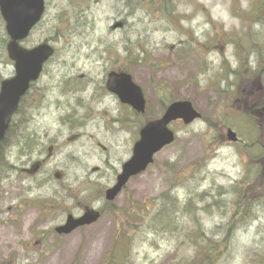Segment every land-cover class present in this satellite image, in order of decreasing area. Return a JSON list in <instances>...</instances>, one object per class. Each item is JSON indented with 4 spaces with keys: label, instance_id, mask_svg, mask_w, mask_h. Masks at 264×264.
<instances>
[{
    "label": "rangeland",
    "instance_id": "374dc122",
    "mask_svg": "<svg viewBox=\"0 0 264 264\" xmlns=\"http://www.w3.org/2000/svg\"><path fill=\"white\" fill-rule=\"evenodd\" d=\"M1 29L0 23V37ZM1 39L0 81L13 75ZM41 43L54 56L20 108L27 143L21 152L10 148L13 169L0 178V263L13 255L12 264H105L123 251L118 244L112 249L121 239L133 241L128 264H182L191 260L190 241L200 228L221 249L212 264H264L263 184L259 207H248L262 130L248 119L249 110L237 108L243 98L250 104L259 97L258 80L264 89V0H46L41 22L22 46ZM137 54L144 61L134 64ZM118 68L142 89L143 116L120 108L105 91L102 81ZM174 100L189 101L201 119L170 125L174 143L128 181L114 210L104 204L95 224L53 233L38 251L32 233L61 221L59 213L45 220L32 207L50 198L54 187L45 184L67 181L70 210L89 204L130 158L140 126L161 116L159 103ZM226 129L245 148L223 143ZM71 133L80 138L68 143ZM44 139L42 148L55 145L50 157L40 150ZM40 160L37 176L20 172ZM128 202L145 208L144 219L126 213Z\"/></svg>",
    "mask_w": 264,
    "mask_h": 264
},
{
    "label": "water",
    "instance_id": "95a60500",
    "mask_svg": "<svg viewBox=\"0 0 264 264\" xmlns=\"http://www.w3.org/2000/svg\"><path fill=\"white\" fill-rule=\"evenodd\" d=\"M44 0H0V16L9 38L6 54L13 63V77L0 84V141L4 138L19 100L28 91L29 85L38 79L43 64L53 55V49L46 44L31 50H24L18 43L24 40L39 22L43 13ZM106 90L118 101L142 114L145 100L141 89L125 73L111 72L107 76ZM190 102L176 101L167 106L160 118L146 123L139 131L138 140L132 147L130 158L121 166L115 184L105 192V200L111 202L120 193L129 179L140 175L152 164L154 156L174 141L169 124L181 121L189 125L200 119ZM229 142H236L232 131L226 132ZM36 169H34L35 171ZM99 214L88 211L82 217H67L64 226L56 229L58 235H68L75 229L95 223Z\"/></svg>",
    "mask_w": 264,
    "mask_h": 264
},
{
    "label": "flooded vegetation",
    "instance_id": "af4514ba",
    "mask_svg": "<svg viewBox=\"0 0 264 264\" xmlns=\"http://www.w3.org/2000/svg\"><path fill=\"white\" fill-rule=\"evenodd\" d=\"M116 71V70H114ZM104 83V89H105V83L106 80L102 81ZM258 86L257 89L259 91V97L257 99H253V103L251 102L250 104H246L247 101L243 98L241 100V104L239 105V107L237 108H241L244 112H247L244 109L249 110V118L247 116L248 119H251L255 122H258L259 124V128L262 130V134L259 136V138L254 142V148L256 149V152L254 153L255 155L252 156L253 159V166L256 168V170L253 173V181H256L257 186L255 187L254 190V201H251L248 205V207H259L260 204V195L256 196L257 193H259V189H261L260 183L264 185V89L262 88V84L260 83V81L258 80ZM255 84V83H254ZM262 94V95H261ZM247 95L252 96L250 90L247 91ZM124 106L120 105V108H123ZM130 114H131V109L128 107H124ZM241 109H239L238 111H240ZM252 113V114H251ZM253 117H257L259 121H256ZM80 127V126H79ZM71 130H74V128L69 127ZM34 138H38L40 139V141L42 140L41 136H39L38 133H36L35 131L32 132ZM80 138L79 134H74L71 133L66 137V142H71L73 140H77ZM47 141L44 139L41 143V149L42 151H46L47 152V157L51 156L54 154L55 152V145H50V146H45V148H42L44 146V144ZM51 144V143H50ZM240 144L242 149L245 148L244 146V142H240V140L237 141V143L235 144H231V146H236ZM251 147H253V144L251 145ZM39 150V152H40ZM44 165V160H40L35 162L34 164L31 165V167L29 169H22L20 170L21 173H25L27 175H30L28 173L31 172V169H37V171L35 172L34 176H37L40 172H41V168ZM32 176V175H31ZM54 178L55 179H61V182H63V177L61 173H54ZM115 181V176L113 179L112 184ZM240 183H243V180L240 181ZM111 184V185H112ZM48 185L49 188H53L51 189V196L50 198H47V196L43 197L44 199H46L45 201H41L38 203V205L36 206H32L33 208H38V210L40 211V216L44 215V218L46 220V218L52 214H56L59 213V216L61 218V221L59 222V225L53 227V228H49L48 230H38V232H33L32 233V239H34L33 241H35V246L37 247L38 251H41L43 249V241L46 240L47 238H49L50 236L53 235V233L55 234V229L58 226H61L64 224L65 219L67 216L72 215L75 218H79L82 216V214H84L86 211L94 209L96 212L99 213L100 218L104 215V213H106V208H104V205L102 204V200L99 199L97 200V197H95V199L93 201H91L89 204L85 203V204H80L77 203V205L75 206V209L70 210L68 207L65 206V203H68V183L66 181L65 184L61 183V184H56V185H50V184H45ZM110 187L107 186L105 188V190ZM104 190V191H105ZM104 191H103V195H104ZM49 199V200H47ZM30 203H32L31 201L27 202V204L30 206ZM113 205V204H112ZM122 206H124V202L122 204ZM20 207V206H19ZM31 207V208H32ZM128 209V208H127ZM76 213H75V212ZM85 228V227H83ZM81 229V228H80ZM78 230V229H77ZM56 236V235H55ZM31 239V240H32Z\"/></svg>",
    "mask_w": 264,
    "mask_h": 264
},
{
    "label": "trees",
    "instance_id": "16d2710c",
    "mask_svg": "<svg viewBox=\"0 0 264 264\" xmlns=\"http://www.w3.org/2000/svg\"><path fill=\"white\" fill-rule=\"evenodd\" d=\"M161 1H168V0H161ZM0 23L2 25L0 39L2 38L1 39L2 46L5 48L7 39L3 31V24L1 20H0ZM142 61L144 60L139 58V54H137L134 58H132V62L134 64H139ZM23 101L24 100H21L18 110L16 111L15 115L12 118L10 126L5 134V137L0 142V176H3L4 173L12 169V166L10 165L9 160L7 158L10 148L18 146L19 144L25 142V137L21 134L23 130V126H24L23 122L27 120V118L22 119V117H25L24 112L21 113V109H20ZM159 105L162 111L167 106V104L162 103V102L159 103ZM16 119H19L17 123L15 122L17 121ZM153 119H154L153 117H149L146 119L145 122L151 121ZM131 205H132V209L130 212L136 215L137 217L144 219L145 215L143 214L141 215L139 211L141 209L142 211L141 213H143V210L145 211V209L137 207V205L134 204L133 202H131ZM133 233L137 234L136 232H132V234ZM199 233L200 235L198 239H193L191 241L189 239L190 243L192 242L191 243L192 247H196V249L193 250V255L191 257V260L185 261V262H182L180 260L178 261L179 263L182 262V264H212L216 260V258L221 255L220 254L221 249H219L217 242H214V244H211L212 240L207 239L205 237V233L201 231L200 228H199ZM187 235L190 236V233H187ZM114 244L115 245L112 246V249L115 250V246L116 244H118L119 247L122 246L121 249L123 251H121L120 253L119 252L111 253L107 261L105 262V264H128L130 262V255L132 251L133 241L131 242V240H129V242L126 243L124 241H121L120 239L119 242L118 241L116 242L115 240Z\"/></svg>",
    "mask_w": 264,
    "mask_h": 264
}]
</instances>
